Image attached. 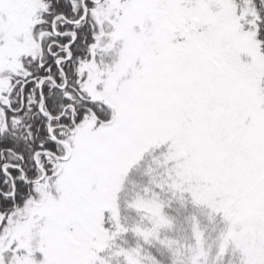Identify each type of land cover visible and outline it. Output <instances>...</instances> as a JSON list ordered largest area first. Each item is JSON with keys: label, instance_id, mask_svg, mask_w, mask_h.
<instances>
[{"label": "snow or ice", "instance_id": "1", "mask_svg": "<svg viewBox=\"0 0 264 264\" xmlns=\"http://www.w3.org/2000/svg\"><path fill=\"white\" fill-rule=\"evenodd\" d=\"M0 264H264V0H0Z\"/></svg>", "mask_w": 264, "mask_h": 264}]
</instances>
